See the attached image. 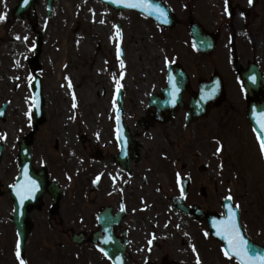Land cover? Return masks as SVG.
I'll return each instance as SVG.
<instances>
[{
    "label": "rangeland",
    "instance_id": "1",
    "mask_svg": "<svg viewBox=\"0 0 264 264\" xmlns=\"http://www.w3.org/2000/svg\"><path fill=\"white\" fill-rule=\"evenodd\" d=\"M215 1L208 0V5L204 2L207 14L201 23L211 31H220L217 49L221 51L214 56L215 51L212 57L204 60L193 55L189 70L194 71L196 66L201 71L210 70L217 59L227 84L226 103L232 104L233 108L227 106L226 114V107L212 110L206 121L210 127H206L202 136L197 131L182 133L175 154L173 147H168L159 135L158 129L152 130L150 143L141 149L146 153L145 158L135 160L137 175L135 173V177L129 178L134 192L143 186L151 187L155 190L158 207L169 210L161 212L162 218L168 215L166 223L161 224L162 228L169 230L163 234L166 237L168 233V239L153 246L150 257L163 255L164 251L168 259L186 264L197 260V255L203 264H225V261L218 245L200 243L196 236L189 239L192 245L207 251L203 259L202 251H193L192 245L187 243L194 226L200 227V224H188L183 215L168 207V195L174 191L171 181L176 167L169 163L167 156L174 154L180 176L186 171L193 175L197 204L210 211H219L221 200L226 195L241 200L244 205L252 204L254 199L264 200V168L254 159V138L247 133L245 103L238 96L240 87L230 66L221 64L222 51L232 48L233 55L236 57L237 51L241 62L246 55L248 58L255 56L264 69L263 12L252 16L256 22L249 24L248 28L251 29L249 37L254 47L252 51L244 52L241 42H238L241 37L238 26L235 24L236 29V26L227 27L226 23L219 25L214 21L223 17ZM16 6L17 0H0V13L7 14L6 19L0 22V106L7 102L4 119L0 121V143L3 145L0 160V264H19L16 234L10 219L13 204L8 185L18 175V142L33 129L29 89L32 76L36 73L41 78L43 110V121L34 128L31 137L33 167L46 168L48 179L58 181L61 186L71 184L66 191L67 197L61 196L60 199L72 200L73 203L81 200L73 196L83 193L79 191L80 186H87L98 172V188L102 190L92 192L89 186L88 192L94 194L93 199L102 202L107 198V191L114 183L112 178L118 172L111 159V154L117 153L112 133L117 81L122 85L126 115L132 116V119L127 116V120L133 125L134 117L141 114L150 91H158L164 85L165 63L176 57L172 52L179 58L190 54L187 43H184L187 39L185 27H176L171 39L163 38L149 20L137 17L131 11H114L98 0H53L49 14L46 1L36 0L29 13L18 18L13 15ZM235 21H238L237 17ZM117 23L122 33L123 58L120 60L116 58ZM228 52L232 54V51ZM58 63L63 64L61 70ZM59 72L62 75L60 80L57 79ZM122 72L123 79L120 78ZM69 80L71 88L68 87ZM73 92L75 104L82 109L80 112H89L91 116L85 124L88 129L79 128L81 115L79 107H73ZM19 99H26L24 110L18 107ZM89 100L91 103L87 102ZM99 102L103 107L95 109ZM56 122L61 124L57 126ZM218 148L221 149L219 152ZM202 163L208 166L209 176L198 172L197 167ZM140 175L146 181L143 186L138 179ZM201 186L205 187V198L199 195ZM86 195V192L82 194ZM49 203L50 195L45 194L42 207L31 211L33 227L25 242L22 258L27 264H94L95 252L73 244L65 230L75 222L74 210L70 211L63 203L52 212L48 209ZM175 213L181 219L179 227L174 221ZM147 214L151 216L152 211ZM168 224L171 225L167 227ZM178 229H185V232ZM135 253L138 252H132ZM143 257L144 254L140 256Z\"/></svg>",
    "mask_w": 264,
    "mask_h": 264
},
{
    "label": "flooded vegetation",
    "instance_id": "2",
    "mask_svg": "<svg viewBox=\"0 0 264 264\" xmlns=\"http://www.w3.org/2000/svg\"><path fill=\"white\" fill-rule=\"evenodd\" d=\"M158 2L160 4L165 3L167 7L170 8L172 16L175 19L174 27L172 29H160L161 36L167 39L172 38V31L175 27L182 26L188 28V26L193 24L195 21L201 22V19H204L207 14L204 2L208 5V0H158ZM214 4L216 7L220 8L223 16L221 18L214 19V21H216L219 25L223 23L230 26L237 25L238 29L237 26L236 29L241 33V37H239L238 41L241 42V50L243 49L244 52L252 51L254 45L253 41L249 37V31H251V29L248 28V25L256 22V19L252 17L253 15L263 12L264 17V0H253L251 4L249 3V0H227V10L225 0H216ZM235 17H237L238 21H235ZM216 34L219 36L218 32ZM242 34L244 35V38ZM204 59H207V56L200 54L199 60ZM250 59H252L253 62L257 61L255 56H253V58H248L246 55V59H244L238 66H235V69L237 71L246 69L247 65L250 63ZM176 64L177 63H174L173 69H175ZM216 74L217 71L215 70V67L207 71L205 69L201 71L199 66H196L194 71L190 72L188 75L190 80L189 90L185 93L187 97H185L184 94V101L182 105L188 101L189 94H195L197 86L201 81L210 80ZM159 100L160 101H156L158 106L151 105L149 101L144 102V106L142 110H140L141 114L138 117H134L133 125H131L127 120V116L131 119L132 116L126 115V101H121L122 126L123 130L129 134L126 146L129 155L127 162L125 161L124 156L120 157V160L116 158V155L119 152V144L116 139L117 101L114 104L112 119L113 138L115 146L118 148V152L116 154L112 153L111 159L118 172L116 176L112 178L114 183L107 191V198H104L102 202H99L98 200L93 199L94 194L90 193L85 197L82 196V194L75 195L74 198L80 197L81 200H75L74 203L72 200H69L68 202L66 199L59 200L58 206H61L63 203L66 204L70 211L74 210L76 217L75 222L65 228L66 232L70 234L71 231H76L81 234L83 242L78 246L81 247V249L89 248L95 252L94 254L96 257L93 259L94 264H115L119 260L118 257H115L118 250H122L124 252L125 264H168L172 261V259L167 258V252L164 251L163 255L159 254L150 257L153 253L151 248L163 242L164 239H168V233L166 234V237H164L163 234L166 231L169 232V230H166V227H161V224L166 223L165 220L168 219V215L166 218H162L161 212L165 211L167 213L169 210L160 209L161 206L158 207V199L154 196L155 190L153 191L151 187L149 188L143 186L146 183L144 176L140 175L138 178L143 188H141L137 193L136 191L134 192L133 187H131L129 178L132 176L135 177V173L137 175L138 169L136 170L135 168V160L145 158L146 153H142L141 149L143 146L150 143V132L152 130L158 129L157 132L159 135L164 138L168 147H173V153L175 154V150L179 149V140L182 137V133L197 131V134L202 136L205 133L206 127H210V124L206 123L208 116L193 122H187L186 111L181 108L183 106L173 108L172 106L166 105L163 97H160ZM218 101L220 102H218L214 108L221 109V107H225V101H227L225 98ZM214 108H211L209 112ZM148 112H150V114L157 112L161 120L156 121L153 120V117L148 118ZM167 138H170L172 141L170 142ZM134 152L137 155L136 159H132ZM174 154L169 162L173 165L176 164L177 160L174 158ZM174 171L173 178L176 181V196H179L180 194L177 191L180 188V178L178 175L179 169H174ZM185 176L189 178L184 196L185 204L187 206L198 205L202 210L210 211V209H207L206 206L197 204L193 175L189 171H186L183 172L182 177ZM117 181L119 182V185H117ZM98 183L99 180L94 184V186H90L92 189H89V186L84 187L92 192L97 190L100 191L102 189L98 188ZM137 184H139V182H137ZM84 187L81 185L79 191H83ZM157 189H159V187H157ZM199 189H203L204 195H201V193H199V195L205 198V187L201 186ZM142 191H145V194H143ZM151 195V201H148V197ZM172 196L173 195H168L167 201L169 209H172L178 215H183L188 221V224H200V227L194 226L195 230L193 233L188 235V238L191 239L196 236L200 243L210 245L214 244L216 246L220 245L221 247V244L214 240L209 234L207 236L205 235L207 232V221L201 217L193 218L188 213L176 209L171 203ZM63 197H65V195H63ZM238 205L240 223L244 234L252 243L264 246V200L254 199L252 204L244 205L239 202ZM122 207L124 209L123 211H121ZM49 211H51V209H49ZM148 211H152L154 216L152 214L149 216L147 214ZM219 212L224 214L221 210ZM176 215L174 221L176 222V227H179L181 219L179 220V216ZM148 221L151 222V226L148 224ZM169 225L171 224H168L167 227H169ZM189 229L190 226H188L187 231H189ZM179 230L181 232H185V229H178V231ZM109 236L111 237V240L105 243L104 239ZM181 242L184 244L183 241ZM193 246L195 245L193 244ZM100 248L109 249L110 254H115V256L107 257L100 251ZM195 248L197 251L200 250L203 254H205V256H207V251L197 246H195ZM133 251H137L138 253L132 254ZM142 254H144V257L140 258ZM224 259L227 264H237L234 259L230 260L227 257Z\"/></svg>",
    "mask_w": 264,
    "mask_h": 264
},
{
    "label": "snow or ice",
    "instance_id": "3",
    "mask_svg": "<svg viewBox=\"0 0 264 264\" xmlns=\"http://www.w3.org/2000/svg\"><path fill=\"white\" fill-rule=\"evenodd\" d=\"M113 3H123L127 7L130 8H137L141 9L144 13L149 16H155L157 20H162L163 22H168V13L165 11L163 7L160 6L159 3H153L152 0H112ZM253 0H249L251 4ZM23 3L26 5L29 3V0H23ZM226 10H227V0H225ZM6 13H0V22L6 19ZM103 22V21H102ZM117 36L122 37V33L117 28ZM19 39V37H17ZM27 37H25V40ZM117 55H122L121 49L119 45L117 46ZM124 62L121 60V67L123 68ZM121 79H123V72L121 73ZM256 77L253 76L252 80L255 81ZM169 83L171 84V88L174 90L173 92V102L175 101V93L179 92V87L177 82L173 76H169ZM68 87L71 88L72 84L69 80ZM122 85L117 81V93H119L120 88ZM73 107H76L75 100V92H73ZM35 100V97H33ZM113 103L115 104L116 101L114 100ZM2 114V113H0ZM29 116H31V112H29ZM117 123L119 124V116H117ZM257 123L261 126L262 131L257 133V138L260 143L261 151L264 152V112H260L257 114ZM117 136L118 139L121 138L120 129H117ZM126 143V141H125ZM221 149H217L219 152ZM25 176L27 177V170H25ZM99 177H97V181ZM97 181H94L97 182ZM39 188V185L36 181L31 180L30 177H27L25 182L22 184L15 185L16 195L20 199V203L23 204L24 200L28 197L32 196ZM227 201H231V195L226 197ZM227 209V214L224 218L212 221V225L215 228L216 236L221 237L225 242L226 245L223 249L225 257L228 259H233L237 261V264H264V252L257 250L248 239L245 238V234L242 231V226L238 221L236 209L239 208V205L233 206L231 203H227L225 205ZM123 207L121 211H123ZM205 235L207 236L208 233L206 232ZM111 240V237H106L104 242L107 243ZM101 252H104L105 255L108 253L103 249L100 248ZM193 251H196L195 246H193ZM16 256L19 259V264H27V262L21 257V245L20 242H17L16 245ZM197 264H200L199 256L197 255Z\"/></svg>",
    "mask_w": 264,
    "mask_h": 264
},
{
    "label": "water",
    "instance_id": "4",
    "mask_svg": "<svg viewBox=\"0 0 264 264\" xmlns=\"http://www.w3.org/2000/svg\"><path fill=\"white\" fill-rule=\"evenodd\" d=\"M111 6H113L116 9H134L137 10L141 13H144L141 9H137V8H130L127 7L125 4L123 3H113L112 0H101ZM30 2V0H29ZM52 2V0H48V5H50ZM28 4H24L23 0H22V4L20 5V7H18L17 9V13L18 12H22L25 11L27 9ZM145 15H147L146 13H144ZM149 16V15H148ZM152 17L155 21H159L156 19L155 16H150ZM191 34L194 37V40H196V42L199 44L200 49L202 50H207V46L212 45V42L209 38L204 37L200 30L198 28H196L195 26L191 27ZM207 48V49H206ZM258 79L259 82V86L253 85L252 83L249 82L248 80V74H246V76L244 77V86L246 89V93L248 95V97L250 98H254V101L249 102L248 105V117L253 125L254 130L256 131V133L262 131L261 126L257 123V114L260 112H264V97L259 96L257 97L255 94L260 90H264V81L262 80L259 72L257 69H254L253 71ZM33 94L35 96V100H34V104H35V110H36V116H35V125L39 124L41 122V112L40 110V106H39V102L40 101V88H39V80L36 81V84L33 86ZM166 92L169 93V95H172V89L170 86L167 87ZM203 95H201L202 97ZM218 96V95H217ZM156 98L155 96H152L151 101H154ZM117 101H121V92L117 93ZM201 103V102H200ZM194 106V102H192L190 104V109L191 107ZM199 111H203V109L200 108V106L198 107ZM30 160H31V156H30V144H24L23 142H21L20 144V164H21V173L19 178L17 179L16 183L10 187V192H11V197L13 199L14 202V213L12 216V220L16 225L17 228V234L19 237V242L21 245V253H23L24 251V242L25 239L27 237V233L31 227V223L29 220V210L31 207L33 206H38L39 204V200L42 197L43 193L46 190V187H48L49 191L53 194L54 199H57L58 194L56 193V185H54L55 183H51V184H47L46 178H45V174H44V170L40 171V172H36L34 169H32L31 164H30ZM25 170H27V177H30L31 180L36 181V183L39 185L38 190L30 197H28L27 199L24 200L23 204L20 203V199L19 197L16 195V189H15V185L17 184H22L25 182L26 180V176H25ZM209 218V217H208ZM216 219L214 215H212L210 217V228H211V234L216 237L217 239H219L223 244L224 247L226 245V242L219 236H216L215 234V228L212 225V221ZM219 220V219H216ZM73 240L75 242H80L77 240V236H73ZM262 252V250H260ZM112 257L115 256V254H111Z\"/></svg>",
    "mask_w": 264,
    "mask_h": 264
},
{
    "label": "bare ground",
    "instance_id": "5",
    "mask_svg": "<svg viewBox=\"0 0 264 264\" xmlns=\"http://www.w3.org/2000/svg\"><path fill=\"white\" fill-rule=\"evenodd\" d=\"M16 42H12V44H15ZM63 67V64H61V63H58V68L61 70V68ZM62 75H61V73L59 72L58 73V75H57V79L59 78V80L62 78L61 77ZM60 82V81H59ZM19 104H18V107H19V109L21 110H24V108H25V106H26V99H19ZM88 103H91V101L89 100V101H87ZM77 106L79 107V113H80V115H81V117H80V120H79V122H80V129H88L86 126H85V124H87V122L88 121H90L91 120V116H90V114H89V112H87V113H83V112H80L82 109L80 108V106L76 103V107H74V109H76L77 108ZM103 107V103L102 102H99L98 104H97V106L95 107V109L96 108H102ZM94 109V110H95ZM83 113V114H82ZM22 115H23V112H22ZM79 115V116H80ZM78 116V117H79ZM86 116V117H85ZM61 123L60 122H56V125L57 126H59Z\"/></svg>",
    "mask_w": 264,
    "mask_h": 264
}]
</instances>
